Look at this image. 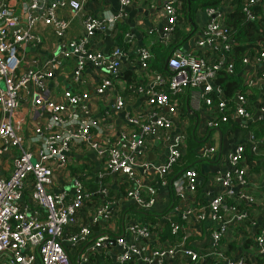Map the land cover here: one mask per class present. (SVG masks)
<instances>
[{"label": "built area", "instance_id": "obj_1", "mask_svg": "<svg viewBox=\"0 0 264 264\" xmlns=\"http://www.w3.org/2000/svg\"><path fill=\"white\" fill-rule=\"evenodd\" d=\"M85 1L0 0V264H203L207 258L248 264L247 255H234L227 246L237 237L236 226L249 219L257 227L255 242L264 257V207L260 220L244 207L257 202L244 189L253 170L249 153L258 166L264 164V137L245 127L264 118V44L242 57L248 89L229 98L216 80L220 70L236 72L230 53L235 41L226 20L234 7L231 0L207 5L205 25L192 37L195 46L214 56L177 47L168 73L151 68L155 53L144 44L136 48L137 61L131 63L132 52L115 39L122 13L107 8L93 13L84 10ZM120 1L127 6L134 0ZM149 1L161 3L164 21L157 40L171 43L179 21L177 0ZM258 4L264 6V0L245 2L247 19L261 18ZM77 18L81 29L73 33ZM107 28L115 39L109 53L104 51ZM124 35L135 45L131 30ZM125 62L137 74L133 81L124 77ZM187 88L194 92L195 106L210 114L208 128L239 117L244 129L227 154L230 168L213 175L225 190L199 199V206L186 211L213 222L209 243L201 249L185 237L163 243L150 221L121 219L116 200L107 196L109 184L100 182L105 198L90 203L87 173L72 174L71 169L74 160L94 152L100 164L97 176H117L143 209L156 203L159 185L173 186L180 197L195 193V167L170 181L173 165L188 147L189 120L182 116L180 97ZM254 88L259 97L252 100ZM115 113H124V120L119 122ZM161 139H166L165 161L148 162L147 152ZM200 151L205 157L220 153L213 139ZM139 168L154 171L150 182L142 181ZM173 211L165 215L172 234L179 235L182 226L172 220Z\"/></svg>", "mask_w": 264, "mask_h": 264}, {"label": "crops", "instance_id": "obj_2", "mask_svg": "<svg viewBox=\"0 0 264 264\" xmlns=\"http://www.w3.org/2000/svg\"><path fill=\"white\" fill-rule=\"evenodd\" d=\"M107 8L115 13H122L121 21L127 23L129 25V30L134 33L136 38L135 45H130L129 51L132 52V60L131 63L137 61L138 53L136 52V48L139 45H149L151 42H154L158 39L159 33L158 30L163 25V19L161 18V3L158 1L155 4H152L149 0H134L130 5L124 6L120 0H86L84 10H89L93 13H100L101 10ZM202 18L205 22L207 20L206 14H202ZM203 25V27H204ZM202 27V28H203ZM81 29V21L79 18L74 21V28L72 29L73 33H78ZM194 38V37H193ZM192 37L185 43L187 46H191L192 49H195L198 53L208 54L209 57L214 56V53L205 51V49L201 48L198 45H194V39ZM124 66L129 68L128 62H125ZM132 66V65H130ZM247 66L244 65L243 69H246ZM243 69L241 70L243 81L245 82L243 76ZM259 94V90L254 88L253 95ZM93 95L92 98H94ZM186 97V105L191 109L192 112L195 113L197 125L199 126V133L202 134L204 131L209 130V136L211 139L216 141L219 145L220 153L216 156H212L209 160H205L198 165H196V169L199 174V186L195 193H192L185 197L178 196L173 186L171 185H159L157 201L156 203L149 208V211L157 213L158 215H151L147 219H145L140 214L132 213L130 211L131 204H134L132 199L127 195L126 185L122 183L117 176L111 178L110 182L104 181L100 177H98V170L100 168V164L95 157L94 152H89L85 156H80L81 161L74 160L72 165L83 166V173H87V178H96L98 184L96 187H90L91 193H98L95 197L98 199L104 200L105 196L101 193L100 185L103 183L109 184L110 189L114 188L118 191L113 194V199L116 200V210H122L121 218L126 220L133 219H142L143 221H150L155 227L161 223V226L168 222L166 219V213L171 209H174L172 214V220L177 221L181 224L182 229L179 232V235L174 236V240L176 243L180 238L185 237V242L189 245L194 246L195 248L201 249L203 246L207 245L210 240V227H212V220H199L195 214H187V209L192 206H199V199L207 200L210 199L214 194L225 190V186H223L219 181L214 179V173L217 172L218 169L226 170L230 168L228 164L227 154L233 149L235 143L240 140L244 135V130L241 128V125L236 126V128L228 131H223L222 128H208L207 122L209 120L210 114L208 113L205 107L198 108L194 104V92L192 89L188 90L185 93ZM98 99V98H97ZM94 98V100H97ZM140 103V100H134V106ZM98 104H101V101H98ZM207 107V106H206ZM208 108V107H207ZM117 120L121 122L124 120V113H115L117 115ZM239 121V117H237ZM260 120L258 118L253 119L252 121ZM189 120V125H190ZM240 123V121H239ZM213 132L215 134L213 135ZM207 140V139H206ZM153 147L147 152L146 159L150 163H162L165 161L167 156V145L166 139L157 140L154 142ZM85 157V158H84ZM82 162V163H81ZM198 166V167H197ZM258 166V165H257ZM259 167V168H258ZM249 175L250 182L244 187V189L250 193H253L257 198V202L254 203L250 208L251 217H257L258 220L261 219L263 215V207H264V164L259 165ZM184 168V167H183ZM183 168L175 175H172V178H176L179 174L182 173ZM72 169V167H71ZM73 170V169H72ZM255 170V171H254ZM82 171V170H80ZM140 178L143 182L147 183L152 180L154 175V171L151 169L150 171H146L145 169L139 168ZM73 173H79L78 170L72 171ZM117 177V178H116ZM58 188V187H56ZM61 188V187H59ZM89 187H87L88 190ZM122 188L124 190H122ZM239 191V188H237ZM90 203L97 204L100 201L91 197ZM129 210V211H127ZM124 211L126 214H124ZM169 223V222H168ZM160 226V227H161ZM158 229V228H156ZM237 229V237L236 241L232 243L233 245L228 248L229 252L237 255L244 254L247 255L249 259V264H255L257 260L263 261L264 257H259L258 248L255 242V234L254 231L257 230V227L251 223V219L239 224L236 226ZM170 241L169 238L163 243H168ZM171 242V241H170ZM116 249V247H114ZM219 264H224L220 262Z\"/></svg>", "mask_w": 264, "mask_h": 264}, {"label": "trees", "instance_id": "obj_3", "mask_svg": "<svg viewBox=\"0 0 264 264\" xmlns=\"http://www.w3.org/2000/svg\"><path fill=\"white\" fill-rule=\"evenodd\" d=\"M222 0H177L175 2L177 6L178 11V24L176 26L175 30V36L171 43H165L160 40H156L154 42H151L149 46L153 52L155 53V56L153 59H151V68L158 71H163L165 73L169 72V58L172 55L173 51L177 47L184 46L185 43L190 39L191 33L193 30L197 28L194 13L200 6H207V5H218L221 3ZM248 0H231L230 3L234 4V7L226 12V20L228 24L230 25V31L231 35L234 38V45L232 50L230 51L231 56L235 59L236 62V72L235 73H228L225 70H220L218 77H217V83L221 84L224 87L226 96L229 98H232L235 92L238 89H242L246 91L248 89V86L246 85V82L243 81L241 70L244 67V62L242 57L246 54L251 53L254 51L257 47H260L264 44V6L262 5H256V9L262 14L261 18L256 20H250L246 18V13L243 10V7L245 5V2ZM254 8V5H252ZM118 26V32L115 34V39L117 44H121L124 48L128 49L130 44L125 41V35L124 32L129 29V25L127 23H124L119 20L117 23ZM196 27V28H195ZM137 74L133 72V70L126 68L125 69V78L130 82L135 80V77ZM190 90V88H187L183 93L180 94L181 97V110H182V116L187 117L188 120H190V125L188 126L187 130V142L188 147L186 153L181 156L173 165L172 172L170 174V181H173L174 178H172V175H175V173H178L183 167L182 173L189 167H196V165L199 166V164L205 160H209L211 157H205L203 156L202 152L200 151V147L205 142L204 140L209 137V130L204 131V133L200 134L199 132V126L197 125V120L195 113L191 111L190 108L186 105V97L185 93ZM215 99L217 100V96L214 95ZM252 100H255L259 97V94L253 95L251 94L249 96ZM234 101V100H232ZM241 125L239 121L232 117L227 122H221L220 127L223 131H230L236 126L239 127ZM246 128L253 130L257 136L264 137V118L252 121L249 124L245 125ZM243 129V127H241ZM244 130V129H243ZM255 156L251 153H249V161L251 163V169H255L257 166L255 161ZM190 161L184 162L183 160ZM187 163V164H186ZM197 166V167H198ZM73 171L74 170H84V167L82 166H71ZM259 168V167H258ZM255 171V170H254ZM181 173V174H182ZM179 174V176L181 175ZM111 175V176H110ZM114 175L110 173H106L105 177L103 178L104 181L110 179ZM178 176V177H179ZM177 178V177H176ZM86 186L88 188V192L91 193L90 187H96L98 184V181L96 178H87V175L84 177ZM122 190H124L122 188ZM118 191H116L114 188L109 189V194L107 195L109 198H113V194L116 195ZM127 193V191H125ZM119 193V192H118ZM96 195L99 196L98 193H91L90 197H93L97 199L98 201L102 202V199H98L95 197ZM118 195V194H117ZM116 195V196H117ZM99 202V203H100ZM244 207H251L248 204L244 203ZM130 211L132 213H138L141 216H143L145 219L150 217L151 215H158L157 213L149 211V209H143L138 207L135 204H131ZM129 211V210H127ZM126 211V212H127ZM123 212V211H122ZM124 211V214H126ZM251 216V211H249ZM122 219V218H121ZM125 220V219H124ZM161 223L159 222V225L154 228L157 229L156 236H159V239L161 241H166L167 238L170 239L172 243H175L174 236L176 234H172V229L170 223H165L161 227ZM258 227V231H259ZM257 231V232H258ZM255 232V233H257ZM97 234V232H95ZM233 240L231 241L234 243ZM228 244V248H230L233 244ZM229 250V249H228ZM259 257H262L260 254H258ZM211 258L204 259L206 260L203 262V264H219V261H213L210 260ZM247 262L249 264V259L247 258ZM114 264V262H111Z\"/></svg>", "mask_w": 264, "mask_h": 264}, {"label": "rangeland", "instance_id": "obj_4", "mask_svg": "<svg viewBox=\"0 0 264 264\" xmlns=\"http://www.w3.org/2000/svg\"><path fill=\"white\" fill-rule=\"evenodd\" d=\"M205 8H206V5L205 6H200L198 7V9L196 10V12L194 13V17H195V21H196V25H197V28L195 30H193V32L191 33V37H196L198 36V34L200 33L203 25H204V21H203V18H202V14L205 13ZM55 38H52V40H54ZM187 118V117H186ZM215 134V132H213V135ZM207 140H211V136H209L207 138ZM206 141V139L204 140ZM184 162H188L186 161L185 159L183 160ZM190 163V161L188 162V164ZM187 164V163H186ZM80 172V171H78ZM111 176V175H110ZM114 177V176H113ZM112 178V177H111ZM111 178L106 180L107 182H110L111 181ZM127 188L126 187V191H127ZM135 214V213H134ZM129 220V219H128Z\"/></svg>", "mask_w": 264, "mask_h": 264}, {"label": "water", "instance_id": "obj_5", "mask_svg": "<svg viewBox=\"0 0 264 264\" xmlns=\"http://www.w3.org/2000/svg\"><path fill=\"white\" fill-rule=\"evenodd\" d=\"M195 28H196V27H195ZM114 42H115V39H113V38L111 37V30H110L109 28H107V29H106V36H105V44H106V45H105V47H104V51H105L106 53H109V51H110L112 45L114 44ZM94 228L97 229V228H98V225H97V224L94 225ZM111 242L115 243V240L112 239Z\"/></svg>", "mask_w": 264, "mask_h": 264}]
</instances>
